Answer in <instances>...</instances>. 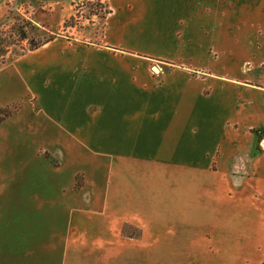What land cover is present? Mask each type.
I'll return each instance as SVG.
<instances>
[{
  "label": "crops",
  "instance_id": "obj_1",
  "mask_svg": "<svg viewBox=\"0 0 264 264\" xmlns=\"http://www.w3.org/2000/svg\"><path fill=\"white\" fill-rule=\"evenodd\" d=\"M104 1L111 12L103 45L91 50L110 62L109 75L123 73L147 91L124 118L76 129L50 131L44 110L25 108L12 119L23 131L29 125L23 142L47 140L62 157L58 168L31 165L37 155L19 150L0 166V190L14 185L36 202L33 213L23 216V208L15 217H35L36 228L64 239L60 264H171L160 253L152 261L153 250L200 255L207 245L215 256L257 255L264 264V0ZM62 41L0 69V87L28 91L19 66L35 56L41 65L56 61L43 52ZM78 42L67 45L84 47ZM199 217L205 234L193 228ZM170 220L178 234H161L156 223Z\"/></svg>",
  "mask_w": 264,
  "mask_h": 264
},
{
  "label": "rangeland",
  "instance_id": "obj_2",
  "mask_svg": "<svg viewBox=\"0 0 264 264\" xmlns=\"http://www.w3.org/2000/svg\"><path fill=\"white\" fill-rule=\"evenodd\" d=\"M108 9L104 0H0V31L5 36H13L9 39L12 45L7 54L0 58V69L28 57L31 54L29 40L37 42L46 38L55 40L57 37L63 40L56 42L49 51L43 52L56 55V61L41 65L39 56H35L19 66L28 91L11 90L15 86L12 84L6 91L0 87V166L8 167L13 164L16 161L14 153L19 150L24 152L23 157L37 155L30 158L31 165H40V161H45L53 166L45 158V152L50 153V160L54 165H61L62 157L58 151L52 153L51 144L47 140L39 141L30 136L25 142L22 141L30 131L29 125L23 131V127H17V122L12 119L20 117L25 108H29V112L30 109L33 112L44 110V119L41 121L46 127L52 124L48 127L50 131L56 124L76 129L79 123L95 118L116 120L133 112L129 107L141 100V96L147 91L146 83L135 82L133 78L130 81L123 73H119L120 77H112L107 73V70L113 69L109 68L110 62L99 60V52L91 50L103 45ZM137 26L135 25L133 32L139 39H143L144 31ZM18 29L26 31L27 40L19 39L21 30ZM74 39L79 40L78 43L84 47H68L67 41ZM127 43L132 48L144 47L142 40H127ZM38 63L41 66L37 69L35 66ZM119 66L115 68L126 69L122 63ZM155 86L156 83H152L148 90ZM102 105L105 110L101 112ZM9 114L11 116L5 118ZM78 179L79 183L83 182L82 176ZM18 191L14 185L0 190V264H60L64 239L53 236L41 227L36 228L37 221H33L35 217H15L23 208V216L33 213L32 208L36 209V206H31L36 203L33 196L28 191H24L22 196L21 190ZM21 203H24L23 207ZM196 221L194 230L205 234L208 230L205 218L199 217ZM219 221L223 223L224 217H220ZM156 225L161 234H178L179 224L173 220ZM132 232L127 228L125 230L127 236H132ZM132 234L136 235V232ZM175 239L179 242L176 237L168 240L173 242ZM159 250L158 253L153 250L152 261L160 253L171 264H228L227 258L232 264L258 262L257 255L250 254L241 256V260L235 253H231L229 257L225 253H217L215 256L208 245L203 248L205 254L200 255H184L182 248L174 246ZM167 251L175 254H165Z\"/></svg>",
  "mask_w": 264,
  "mask_h": 264
},
{
  "label": "trees",
  "instance_id": "obj_3",
  "mask_svg": "<svg viewBox=\"0 0 264 264\" xmlns=\"http://www.w3.org/2000/svg\"><path fill=\"white\" fill-rule=\"evenodd\" d=\"M109 10V9H108ZM111 11L109 10L108 11V14L110 13ZM18 30H21L20 31V35L19 36V39L21 41H25L28 39V36H27V33L26 31H24V29H18ZM10 38H13V36H5V33H3V31H0V58L3 57L4 55L7 54L10 46L12 45V42L9 40ZM54 38H46L42 41H33V40H29V51L30 52H33V51H36L38 49H40L41 47L45 46L46 44L50 43L51 41H53ZM11 116V114H9L8 116H6L5 118ZM45 155V158L51 163L53 164L54 167L58 168L59 166L58 165H54V163L50 160V153L48 152H45L44 153ZM80 175L77 176V183L75 185V190H80L81 188V185L82 183H79L78 182V178H79Z\"/></svg>",
  "mask_w": 264,
  "mask_h": 264
},
{
  "label": "built area",
  "instance_id": "obj_4",
  "mask_svg": "<svg viewBox=\"0 0 264 264\" xmlns=\"http://www.w3.org/2000/svg\"><path fill=\"white\" fill-rule=\"evenodd\" d=\"M260 147L261 149L264 151V138L262 139L261 143H260Z\"/></svg>",
  "mask_w": 264,
  "mask_h": 264
},
{
  "label": "water",
  "instance_id": "obj_5",
  "mask_svg": "<svg viewBox=\"0 0 264 264\" xmlns=\"http://www.w3.org/2000/svg\"><path fill=\"white\" fill-rule=\"evenodd\" d=\"M155 71H158L156 68H154Z\"/></svg>",
  "mask_w": 264,
  "mask_h": 264
}]
</instances>
